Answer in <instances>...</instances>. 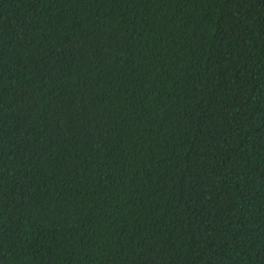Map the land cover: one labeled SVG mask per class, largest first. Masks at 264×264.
I'll list each match as a JSON object with an SVG mask.
<instances>
[{
  "label": "trees",
  "instance_id": "1",
  "mask_svg": "<svg viewBox=\"0 0 264 264\" xmlns=\"http://www.w3.org/2000/svg\"><path fill=\"white\" fill-rule=\"evenodd\" d=\"M0 264H264V0H0Z\"/></svg>",
  "mask_w": 264,
  "mask_h": 264
}]
</instances>
